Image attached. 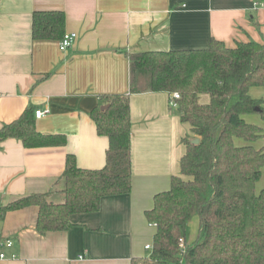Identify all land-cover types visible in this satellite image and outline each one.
Segmentation results:
<instances>
[{
  "label": "crops",
  "instance_id": "crops-1",
  "mask_svg": "<svg viewBox=\"0 0 264 264\" xmlns=\"http://www.w3.org/2000/svg\"><path fill=\"white\" fill-rule=\"evenodd\" d=\"M35 12H63L64 35L78 36L73 46L62 52L60 39L35 40ZM213 39L228 47L264 43V0H0V130L33 107L48 111L35 116L36 130L66 141L26 148L11 138L0 145V209L31 195L61 203L69 155L84 170L106 166L109 140L91 118L104 96H129L132 121L131 193L104 198L97 212L74 215L67 231L45 236L36 230L38 207L7 212L0 236L14 246L0 264H131L150 253L156 227L146 212L180 176L183 140L193 135L170 93L130 92L129 55L201 50ZM250 95L264 101V87ZM244 121L264 132L259 113ZM253 145L264 149V140Z\"/></svg>",
  "mask_w": 264,
  "mask_h": 264
},
{
  "label": "trees",
  "instance_id": "trees-1",
  "mask_svg": "<svg viewBox=\"0 0 264 264\" xmlns=\"http://www.w3.org/2000/svg\"><path fill=\"white\" fill-rule=\"evenodd\" d=\"M64 27L63 12L33 14L35 40H59ZM129 59L130 92L179 93L177 111L193 135L183 140L187 151L180 176L173 178L168 191L155 196L153 208L146 212L149 223L156 225L152 250L131 264H264V191L256 193L264 149L253 145L264 132L244 121L253 113L264 120V101L250 95L252 88L264 87V43L228 47L213 39L206 49L142 52ZM201 95L210 97L208 104L200 102ZM101 99L103 105L91 118L98 134L109 140L106 166L84 170L69 155L61 203L50 201V194L27 196L1 208L3 218L9 211L38 207L36 230L45 236L67 231L74 215L97 212L104 198L131 193L130 99L127 95ZM35 121L34 108H27L0 130V145L11 138L26 148L66 143L61 136L39 133ZM238 138L244 140L243 146L236 144ZM196 139L198 144L193 143ZM195 216L199 232L189 243L186 230Z\"/></svg>",
  "mask_w": 264,
  "mask_h": 264
},
{
  "label": "built area",
  "instance_id": "built-area-1",
  "mask_svg": "<svg viewBox=\"0 0 264 264\" xmlns=\"http://www.w3.org/2000/svg\"><path fill=\"white\" fill-rule=\"evenodd\" d=\"M77 34L75 33H69V34H65L59 41L58 46L59 49L62 52L67 51L69 48H71L73 46V44L76 42L77 40ZM181 99V95L179 93H172L170 94V106L177 110L179 108V104L178 101ZM46 113H48V111H41V110H37L35 112V116L36 118H41L42 116H44ZM3 220V216L0 213V222ZM152 226L156 227L155 224H152ZM14 246V241L10 238V237H6V236H0V261L5 260L8 258V255L6 253L7 250L12 249ZM182 247H184V245H181ZM146 250L151 251L152 250V246L148 245L146 246ZM12 258H15L16 255H12Z\"/></svg>",
  "mask_w": 264,
  "mask_h": 264
},
{
  "label": "rangeland",
  "instance_id": "rangeland-1",
  "mask_svg": "<svg viewBox=\"0 0 264 264\" xmlns=\"http://www.w3.org/2000/svg\"><path fill=\"white\" fill-rule=\"evenodd\" d=\"M261 139L264 140V136ZM260 140H258V141L260 142ZM255 147H257V146H255ZM262 191H264V168H263V171H262V178L260 179V181L256 185V193L259 194ZM199 223H200L199 218L197 216H195L190 221V223L188 224V227H187V230H186V237H187V241L189 243H191L192 241H194L196 239V237L198 235V232H199Z\"/></svg>",
  "mask_w": 264,
  "mask_h": 264
},
{
  "label": "water",
  "instance_id": "water-1",
  "mask_svg": "<svg viewBox=\"0 0 264 264\" xmlns=\"http://www.w3.org/2000/svg\"><path fill=\"white\" fill-rule=\"evenodd\" d=\"M106 108H107V106H103V107H102V110H104V109H106ZM256 111L259 112V109H256ZM193 143H194V144H198V143H199V140L196 139V140L193 141Z\"/></svg>",
  "mask_w": 264,
  "mask_h": 264
}]
</instances>
